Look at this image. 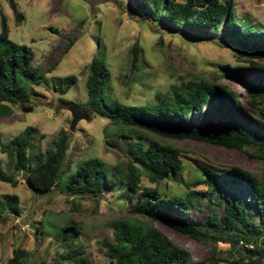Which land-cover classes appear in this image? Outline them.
Instances as JSON below:
<instances>
[{
    "label": "rangeland",
    "instance_id": "374dc122",
    "mask_svg": "<svg viewBox=\"0 0 264 264\" xmlns=\"http://www.w3.org/2000/svg\"><path fill=\"white\" fill-rule=\"evenodd\" d=\"M12 1L23 19L15 22L8 1L0 0V12L5 16L8 38L30 47L32 62L39 68L41 79L34 84L26 83L31 91L28 100L30 109L8 104L10 112L0 117V172L15 180L14 185L0 180V196L10 193L19 199L17 215L7 212L0 205V263L15 250L28 264H114L106 256L101 240L112 241L114 221L138 219L188 250L190 260L187 264H207L209 248L213 243L195 241L157 221L131 214L128 208L138 194L129 198L113 166L126 164L125 145L128 141L146 142L150 136L178 148L181 159L180 171L166 175L156 184L160 193L184 195L192 189L206 191L207 194L204 183H194L203 178L201 166L207 165L216 170L238 166L251 171L264 183V156H259L260 151L254 146L236 150L187 138L157 136L142 129H136L129 137L112 132L114 128L108 119L85 105L88 64L97 52L109 72L102 91L106 103H149L154 100L155 93H169L172 85L203 77L227 86L236 95L234 110H219L216 105L205 106L202 111L206 113V121L235 120L253 128L251 109L246 104V88L239 80L256 81L255 71L227 70L230 74L225 75L218 66L227 65L228 69L249 67L250 61L264 64V58H249L240 45L224 41L211 30L201 38L169 33L157 22L141 20L132 13L130 0ZM231 1L235 21L241 29L248 25L249 28L244 30L252 32V36L264 32V0ZM235 32L230 35L238 39ZM258 39L264 44V38ZM134 44L141 49L144 63L138 59L130 64V48ZM68 75L74 76L75 80L62 90L59 81ZM67 102L88 110V118L78 120L73 131L68 130L70 114L66 109ZM199 115L192 118L185 116L183 121L196 123ZM26 127L31 128L27 147L30 165L42 160L45 149L52 147L51 142L58 131L63 130L67 135V148L61 164L64 171L56 184L43 192L32 190L24 182L23 173L12 170V158L6 150L10 146L9 141ZM104 130L108 132L106 135ZM90 158L103 161L112 175L113 188H106L95 197L68 195L62 189L63 182L82 161ZM140 184L155 186L144 176H141ZM219 190L230 198L235 193L227 185H221ZM207 211L203 199L186 211L184 218L201 224ZM253 220L256 222L257 219ZM70 221L75 223L78 233L62 240L58 231ZM18 224H27L25 231L19 230ZM69 233L72 234L71 231ZM258 243H264V233ZM214 246L220 249L217 256L221 264H229L235 257L226 253V243L217 242ZM75 249H80L81 252L74 255L84 258L83 263L64 257ZM259 264H264V258Z\"/></svg>",
    "mask_w": 264,
    "mask_h": 264
},
{
    "label": "trees",
    "instance_id": "16d2710c",
    "mask_svg": "<svg viewBox=\"0 0 264 264\" xmlns=\"http://www.w3.org/2000/svg\"><path fill=\"white\" fill-rule=\"evenodd\" d=\"M15 22L23 15L15 9L12 0H7ZM131 11L141 20L155 21L169 33L201 38L208 30L224 41L240 45L251 59L264 58V32L252 36L249 28L244 29L236 23L231 0H130ZM233 31L238 39L230 35ZM249 32V33H248ZM243 37L239 39V37ZM69 44V43H68ZM67 44V45H68ZM130 64L140 59L144 63L141 49L134 44L130 48ZM33 52L25 44H17L8 38L5 16L0 12V117L10 112L8 104H19L30 109L28 102L30 90L26 83H37L41 72L32 62ZM249 67L218 66L220 72H236L240 69L255 71L257 80H239L246 88V104L251 109L253 128L235 120L224 122L206 121L205 106L216 105L219 110L236 109V95L230 88L215 84L203 77L180 82L170 87L169 93H155L154 100L141 105H128L118 101L106 103L103 88L109 78V72L96 52L92 55L85 79L87 94L86 107L97 115L106 117L114 130L129 137L136 129L168 138H187L223 147L243 150L244 146H254L259 156H264V64L250 61ZM72 75L60 79L62 90L73 83ZM65 102V100H61ZM199 115L196 123H186L189 118ZM108 132L105 130L103 134ZM140 135V134H138ZM31 128L26 127L9 141L6 149L12 158V170L23 173L24 182L34 191L51 189L64 171L62 160L67 148V135L58 131L52 140V147L44 151L41 161L30 165L27 159V147ZM127 162L113 166L115 175L121 180L129 193L136 199L128 210L131 214L157 221L180 234L204 244L226 243V253L234 255L229 264H259L264 258V243L259 244L264 233V183L249 170L231 166L225 170H216L203 165L200 168L203 178L194 183H204L208 193L188 189L184 195H163L156 184L168 174L181 169L179 149L163 143L156 138L147 137L146 142L130 140L125 145ZM258 155V154H257ZM124 166V168H123ZM144 176L155 186H142L140 178ZM0 180L15 184L11 176L0 172ZM63 191L73 196H98L104 189L113 188L112 175L102 160L90 158L82 161L63 182ZM227 185L235 193L230 198L222 195L219 188ZM187 187H189L187 185ZM0 205L7 212L19 213V199L15 194L4 193L0 196ZM206 201L208 209L201 224H195L184 218L186 211ZM256 218V222L253 220ZM71 231L72 234L69 232ZM78 233L74 222L60 227L58 236L62 240ZM263 242V241H262ZM105 253L114 264H187L190 253L184 247L174 244L158 229L147 226L138 219L117 220L112 223V241L101 240ZM209 248L207 264H221L216 246ZM67 252L64 257L77 263H83L82 257ZM0 264H28L17 251Z\"/></svg>",
    "mask_w": 264,
    "mask_h": 264
},
{
    "label": "water",
    "instance_id": "95a60500",
    "mask_svg": "<svg viewBox=\"0 0 264 264\" xmlns=\"http://www.w3.org/2000/svg\"><path fill=\"white\" fill-rule=\"evenodd\" d=\"M66 109L70 114V121L68 125V130L70 131L74 130L75 124L78 120L88 118V110L80 108L73 102H67Z\"/></svg>",
    "mask_w": 264,
    "mask_h": 264
},
{
    "label": "built area",
    "instance_id": "2783aa9c",
    "mask_svg": "<svg viewBox=\"0 0 264 264\" xmlns=\"http://www.w3.org/2000/svg\"><path fill=\"white\" fill-rule=\"evenodd\" d=\"M27 228V224H18V229L21 231H25V229Z\"/></svg>",
    "mask_w": 264,
    "mask_h": 264
}]
</instances>
